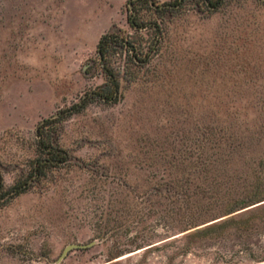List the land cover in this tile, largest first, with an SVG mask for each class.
Segmentation results:
<instances>
[{"label":"rangeland","instance_id":"rangeland-1","mask_svg":"<svg viewBox=\"0 0 264 264\" xmlns=\"http://www.w3.org/2000/svg\"><path fill=\"white\" fill-rule=\"evenodd\" d=\"M127 7L0 0L1 191L42 120L105 81L89 65L103 32L133 33ZM145 17L159 32L133 36L155 50L121 69L118 98L55 122L71 162L0 198V264H264V0Z\"/></svg>","mask_w":264,"mask_h":264},{"label":"trees","instance_id":"trees-1","mask_svg":"<svg viewBox=\"0 0 264 264\" xmlns=\"http://www.w3.org/2000/svg\"><path fill=\"white\" fill-rule=\"evenodd\" d=\"M223 0H128L127 20L133 33H138L141 29L153 33V36L159 32V25L153 17H145L148 12L163 19L168 14H172L183 6L194 5L197 8L204 6L209 11L216 9ZM133 33H124L119 27H113L103 32L96 44V56L90 63L89 67L96 64L99 60L101 69L105 75V81L96 85L90 93L79 102L74 103L71 110L60 114L58 117L51 116L42 120L35 132V150L36 156L32 159L29 170L23 174L14 184L8 189L1 191L3 183L0 176V198L5 194L9 196L17 195L28 190L33 185H40L42 179L46 177L47 171L65 164H69L70 154L67 149L62 147L58 141L56 121L65 118L68 114L78 111L84 107L93 98L102 99L104 101H114L119 95V74L121 69L126 68L129 62L138 63L145 62L148 55L155 50L153 43L147 45L144 49L141 43H137ZM116 52H124L125 57L121 65H114L112 56ZM69 109V108H68ZM257 193L255 190L241 197L235 204L233 203L230 210L235 209L239 204H247L256 201ZM235 220L234 217L227 218L220 223H226ZM211 226L204 227L200 230L206 231Z\"/></svg>","mask_w":264,"mask_h":264},{"label":"water","instance_id":"water-1","mask_svg":"<svg viewBox=\"0 0 264 264\" xmlns=\"http://www.w3.org/2000/svg\"><path fill=\"white\" fill-rule=\"evenodd\" d=\"M258 204V203H257ZM257 204H254V205H252V206H255V205H257Z\"/></svg>","mask_w":264,"mask_h":264}]
</instances>
